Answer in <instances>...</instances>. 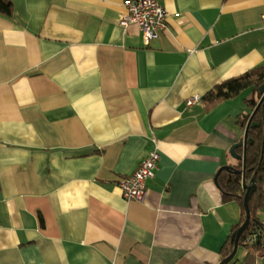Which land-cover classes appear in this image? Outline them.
<instances>
[{"label": "crops", "instance_id": "obj_1", "mask_svg": "<svg viewBox=\"0 0 264 264\" xmlns=\"http://www.w3.org/2000/svg\"><path fill=\"white\" fill-rule=\"evenodd\" d=\"M12 1L0 14V264H217L241 213L214 175L237 161L252 92L185 101L264 66V0H160L166 25L148 44L118 23L124 0ZM154 147L145 199H124L118 179ZM257 217L264 227V204Z\"/></svg>", "mask_w": 264, "mask_h": 264}, {"label": "trees", "instance_id": "obj_2", "mask_svg": "<svg viewBox=\"0 0 264 264\" xmlns=\"http://www.w3.org/2000/svg\"><path fill=\"white\" fill-rule=\"evenodd\" d=\"M13 12L12 0H0V14L10 16ZM264 83V66H258L250 71L224 80L207 91L201 98L208 103V106L215 105L220 101L232 98L245 89L250 88L252 95L246 99V104L251 112L245 114L241 119L243 126L255 109L260 97L264 93L260 91V86ZM252 122L258 123L255 126H249L248 137L250 141L246 145V159L244 169V179L246 182L255 174L256 189L251 194L248 205L250 209V220L239 237L238 246L245 251L241 264H254L257 255L264 252V227L258 222L257 214L264 204V98L256 108ZM230 169H222L217 176L218 188L220 189L222 200H235L240 206V220L232 228L228 239L223 244L219 252V261L226 257L233 248L231 241L232 232L244 221L245 211L243 207V197L245 190L242 187V175L236 170L242 169L241 160H237ZM252 238L246 240V238ZM237 253V251H236ZM234 257L227 264H238L239 259Z\"/></svg>", "mask_w": 264, "mask_h": 264}, {"label": "built area", "instance_id": "obj_3", "mask_svg": "<svg viewBox=\"0 0 264 264\" xmlns=\"http://www.w3.org/2000/svg\"><path fill=\"white\" fill-rule=\"evenodd\" d=\"M126 12L120 15L118 23L126 27L130 23L138 25L143 41L148 44L158 35V30L166 25L167 12L160 0H124ZM260 22L264 28V13ZM201 99L199 94L189 96L185 103L191 105ZM159 153L154 147L139 161L136 169L128 176L118 179V187L126 200L143 201L146 196V181L154 175ZM252 238H246L250 240Z\"/></svg>", "mask_w": 264, "mask_h": 264}, {"label": "water", "instance_id": "obj_4", "mask_svg": "<svg viewBox=\"0 0 264 264\" xmlns=\"http://www.w3.org/2000/svg\"><path fill=\"white\" fill-rule=\"evenodd\" d=\"M263 89H264V83L260 86V91H263ZM263 98H264V93L260 97L255 109H253L252 113L250 114V117L248 118V120L245 124L243 137L241 139H239L236 143H233L229 149L230 155L237 160H241V162H242V169L236 170V172H238L242 175L241 183H242V187L245 190L244 197H243V207H244V211H245V219L231 234V241H233V248H232L231 252L226 257H224L222 260H220L217 264H227L234 257V255L237 251L239 237L241 236V234L243 233V231L247 227L249 220H250V209H249V205H248V200H249L251 194L256 189V178H255V174H254L248 182H246L244 179L243 175H244L245 159H246V153L245 152H246V145L250 141V138L248 137V128H249V126L258 125V123L252 122L251 120H252V116H253L256 108L262 102ZM238 147L243 148V152L241 154L236 151V149ZM231 168L232 167L230 165H224L218 169V171L214 175V181H215L216 185H218L217 176L220 173V171L222 169H230L231 170Z\"/></svg>", "mask_w": 264, "mask_h": 264}, {"label": "rangeland", "instance_id": "obj_5", "mask_svg": "<svg viewBox=\"0 0 264 264\" xmlns=\"http://www.w3.org/2000/svg\"><path fill=\"white\" fill-rule=\"evenodd\" d=\"M241 254H242V248L239 247L238 250H237V253H236V259H239L241 257Z\"/></svg>", "mask_w": 264, "mask_h": 264}]
</instances>
